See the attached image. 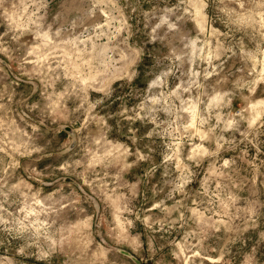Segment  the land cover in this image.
Returning <instances> with one entry per match:
<instances>
[{
  "label": "rangeland",
  "instance_id": "374dc122",
  "mask_svg": "<svg viewBox=\"0 0 264 264\" xmlns=\"http://www.w3.org/2000/svg\"><path fill=\"white\" fill-rule=\"evenodd\" d=\"M0 264H264V0H0Z\"/></svg>",
  "mask_w": 264,
  "mask_h": 264
}]
</instances>
